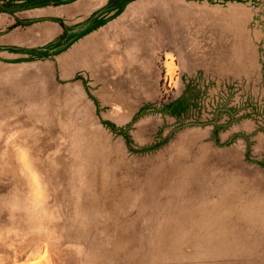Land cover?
<instances>
[{
	"label": "rangeland",
	"instance_id": "rangeland-1",
	"mask_svg": "<svg viewBox=\"0 0 264 264\" xmlns=\"http://www.w3.org/2000/svg\"><path fill=\"white\" fill-rule=\"evenodd\" d=\"M61 5L0 0V264H264V0Z\"/></svg>",
	"mask_w": 264,
	"mask_h": 264
},
{
	"label": "crops",
	"instance_id": "crops-1",
	"mask_svg": "<svg viewBox=\"0 0 264 264\" xmlns=\"http://www.w3.org/2000/svg\"><path fill=\"white\" fill-rule=\"evenodd\" d=\"M4 3L10 2L16 4V10H26L29 8L36 9L38 8L43 13L41 15H45L46 2H52L50 0H2ZM106 0H59L61 5L60 14L62 18H65L70 22L69 33L73 36L74 33L85 34L95 26H99L104 22L101 16H97V12L95 11L97 8L94 7L95 3H103ZM121 7L125 6L130 0H119ZM110 8V5H107ZM87 12V13H86ZM92 12V13H88ZM94 16H93V15ZM46 15H50L49 13ZM92 15L91 18H87V16ZM87 18V19H86ZM28 34V32H27ZM26 34V36H27ZM28 38V37H26ZM29 39V38H28Z\"/></svg>",
	"mask_w": 264,
	"mask_h": 264
},
{
	"label": "bare ground",
	"instance_id": "bare-ground-1",
	"mask_svg": "<svg viewBox=\"0 0 264 264\" xmlns=\"http://www.w3.org/2000/svg\"><path fill=\"white\" fill-rule=\"evenodd\" d=\"M0 63H1V62H0ZM1 64H2V63H1ZM3 65H4V64H3ZM3 65H2V66H3ZM0 68H1V67H0ZM2 68L4 69V66H3ZM14 69H15V68H14ZM10 70H11V69H10ZM11 71H15V70H13V68H12ZM11 71H10V72H11ZM10 72H9V73H10ZM2 74H3V72H2ZM11 74H12V73H11ZM23 79H25V78H23ZM30 79H31V78H30ZM25 81H26V80H25ZM17 83H18V82H17ZM23 83H24V82H23ZM33 83H34V82H33ZM25 84H26V83H25ZM28 84H29V83H28ZM28 84H27V85H28Z\"/></svg>",
	"mask_w": 264,
	"mask_h": 264
}]
</instances>
